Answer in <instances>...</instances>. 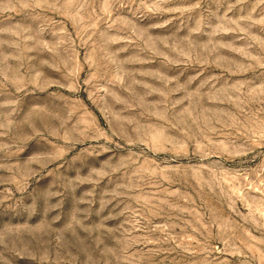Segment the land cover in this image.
Listing matches in <instances>:
<instances>
[{
    "label": "rangeland",
    "instance_id": "obj_1",
    "mask_svg": "<svg viewBox=\"0 0 264 264\" xmlns=\"http://www.w3.org/2000/svg\"><path fill=\"white\" fill-rule=\"evenodd\" d=\"M0 264H264V0H0Z\"/></svg>",
    "mask_w": 264,
    "mask_h": 264
}]
</instances>
